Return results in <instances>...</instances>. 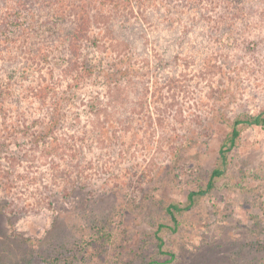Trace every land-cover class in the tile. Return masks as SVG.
Segmentation results:
<instances>
[{"label": "rangeland", "instance_id": "1", "mask_svg": "<svg viewBox=\"0 0 264 264\" xmlns=\"http://www.w3.org/2000/svg\"><path fill=\"white\" fill-rule=\"evenodd\" d=\"M240 5L219 27L183 18L171 32L144 10L125 33L116 20L92 62L107 71L134 43V66L109 92L74 89L95 105L63 136L81 151L0 152V264H264V125L242 127L198 192L235 117L264 111V0ZM171 204L189 208L173 220Z\"/></svg>", "mask_w": 264, "mask_h": 264}, {"label": "trees", "instance_id": "2", "mask_svg": "<svg viewBox=\"0 0 264 264\" xmlns=\"http://www.w3.org/2000/svg\"><path fill=\"white\" fill-rule=\"evenodd\" d=\"M244 1L0 0V152L14 154L12 147H15L38 149L46 155L52 147L56 149L55 144L58 148L74 146L81 151L85 144L77 143L76 139L64 141L63 136H69L67 131L77 125L83 101L90 108L95 105L78 96L74 89L93 82L98 87L107 86L109 92L117 82L115 74L130 73L134 66L129 61L138 49L134 43L127 45L123 54L115 52L113 57L117 61L106 65L107 71L99 60L92 62L105 42L103 35L113 32L116 20L122 21L119 27L125 33L127 26H133L131 21H136L144 10L159 13L171 32L175 31L174 22L180 24L183 18L195 26L213 22L219 27L228 23V17L232 19L231 16L244 11L240 5ZM97 13L104 16L99 23L102 25L97 23ZM196 29L200 31L199 27ZM85 47L92 50L91 57L82 56ZM56 68L61 70L60 74ZM39 70L42 81L34 83L30 74ZM28 80L32 83L25 84ZM99 98L97 91L92 99ZM247 124L264 125V111L235 117L220 148V166L213 169L199 194L215 187L228 163L229 152L237 145L242 127ZM1 158L0 164L5 163ZM37 162L41 164L40 156ZM198 192H192L191 196ZM184 208L189 206L171 204L172 219L177 220ZM159 240L163 245L162 237Z\"/></svg>", "mask_w": 264, "mask_h": 264}]
</instances>
